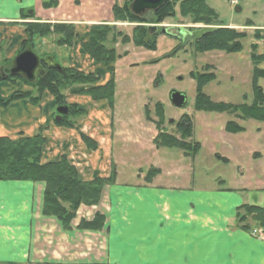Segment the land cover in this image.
<instances>
[{
	"label": "crops",
	"instance_id": "obj_1",
	"mask_svg": "<svg viewBox=\"0 0 264 264\" xmlns=\"http://www.w3.org/2000/svg\"><path fill=\"white\" fill-rule=\"evenodd\" d=\"M43 1L0 0V67L28 39L26 23L69 22L75 41L84 43L89 26L100 24L101 9L114 0H57L53 8H44ZM79 44L72 49L69 66L97 73L98 84L107 82V66L96 63ZM29 88L20 80L0 83V137L16 139L40 131L45 138L41 162L65 156L83 181L108 177L112 143L106 101L70 91L66 102L87 114L72 128L58 127L47 92L38 104L27 98L2 104L14 92ZM255 122L252 132L244 127L231 133L238 136L232 143L237 157L212 151L218 160L237 168L229 183L218 177L216 183L183 187L162 182L160 172L149 181L141 175L121 182L115 171L99 205L79 207L69 230L42 214L43 182L0 179V264H264V240L251 234L254 226L244 230L235 221L241 205L264 208V122ZM97 211L104 216L102 229H79V222L92 220Z\"/></svg>",
	"mask_w": 264,
	"mask_h": 264
},
{
	"label": "rangeland",
	"instance_id": "obj_2",
	"mask_svg": "<svg viewBox=\"0 0 264 264\" xmlns=\"http://www.w3.org/2000/svg\"><path fill=\"white\" fill-rule=\"evenodd\" d=\"M114 1L120 5L124 0ZM180 1L174 4L173 13L160 23L156 24L150 13L143 15L146 21L143 26L156 25L158 32L164 27L174 34L170 36L153 32L156 33L154 38L156 46L153 51L136 46L133 41L135 28L142 24L115 22L112 12L108 16L109 7L114 4L113 2L103 6L99 15L100 24L114 25L107 33L105 43L106 48H113L116 54L112 72L115 90L113 105L109 106L111 114L108 126L112 143L111 167L117 171L118 180L121 182L135 181L137 177L145 176L150 169H158L160 170L158 178L162 182L175 183L183 187L216 183L214 179L218 177L227 178L226 183H229L227 181L229 176L237 174V168L227 166L218 160L212 151L237 157L238 153L236 148L232 147V143L238 136L226 132L225 123L233 120L243 125L247 132H252L251 126L256 124L252 120L238 119L235 113L196 110L194 107L196 81L193 76L202 73L204 67L209 68L206 69L207 73L215 75L214 80L202 88L213 102L231 104L251 102L250 82L253 65L250 60V45L257 44V54L264 53V30L252 26H264V0H235V4L230 3L232 0H206L207 5L218 15L215 24L245 34L242 39L237 37L242 50L234 52L218 49L197 51L193 44L194 39L217 25H206L194 21L190 15L183 14L179 6ZM236 7L240 10L236 11ZM55 23L71 24L64 21ZM93 25L89 26L88 33ZM255 34L261 39L256 40ZM75 38L76 33L70 46H62L57 44L56 33L35 37L34 52L40 57L51 55L54 62L70 67L68 64L70 54L76 44H79ZM83 44L79 45L85 50ZM96 63L107 66L105 63ZM6 66L7 64H3L2 70L7 68ZM259 67L264 68V62ZM259 84L264 88V79H260ZM29 89L30 91L23 92L33 91L32 87ZM171 89L186 94L187 102L184 107L176 108L170 104L168 94ZM70 91L72 92V90L65 92L64 99ZM53 111L55 108L52 113ZM185 118L190 123L191 133L189 137L184 138L176 124ZM169 119L173 121L169 122ZM158 120H162L159 125ZM161 131L187 143H199L201 146L194 159L191 154L186 156L176 148H157L154 138ZM142 180L143 178L140 179ZM254 228L260 229L257 226Z\"/></svg>",
	"mask_w": 264,
	"mask_h": 264
},
{
	"label": "trees",
	"instance_id": "obj_3",
	"mask_svg": "<svg viewBox=\"0 0 264 264\" xmlns=\"http://www.w3.org/2000/svg\"><path fill=\"white\" fill-rule=\"evenodd\" d=\"M177 1L179 0H168L155 11L147 13L154 17L156 24L160 23L165 17L173 13L174 4ZM130 2L131 0H124L120 5L114 2L111 7L114 21L142 24V26L135 28L133 41L136 46L153 51L156 46L154 39L156 33H150L148 26H143L146 23L143 15L138 16L130 11ZM57 5V0H44L42 2L44 8H53ZM179 6L181 12L190 15L194 21H200L206 25H217L215 28L204 31L194 39L193 44L197 51L204 52L218 49L234 52L242 50V45L238 42V39L244 38L245 34L230 28L221 27L220 24H215L218 20V15L207 5L206 0H181ZM113 26L106 23L91 26L88 39L83 44L86 53L95 62L107 64L110 74L107 82L98 84V74L78 71L61 64L59 70L47 68L44 59L51 57L54 60L51 55L39 57L45 73L37 77L34 82H28L22 76L7 74L12 64V61H9L7 68H3L6 75L4 79L0 78V81L4 80L5 82L14 83L20 80L24 84L31 86L33 91L14 92L8 100L2 101V104L5 105L9 101L18 98H27L31 103L38 104L41 95L44 92H48L53 99V107L55 109L63 105L68 107L67 113L58 119H56L57 113L55 111L52 113L54 124L65 128H72L79 118L87 114L86 109L65 101V92L68 90H72V93L89 96L94 101H106L107 105L112 107L115 90L112 72L116 54L113 48L107 49L105 43L107 33L114 28ZM74 29L73 24L66 23H26L25 32L28 39L23 40L18 53L28 47L34 50L33 41L35 37L48 36L54 33L58 34L57 44L70 46L75 36ZM254 37L256 40L261 39L257 34ZM126 40L125 38L124 41ZM256 45L255 43L250 45V60L253 65L250 82L251 102L231 104L211 101L209 96L202 91V88L214 80L215 75L207 73L206 69L208 67H204L202 73L193 76L196 81L194 100L196 110L235 113V116L240 120L253 119L258 122H264V91L259 84V80L264 78V68L259 67L264 62V53L257 54ZM76 88L78 89L75 90ZM161 121L158 120V125ZM176 125L182 137H189L191 126L188 119L185 118L184 122L180 120ZM224 129L228 133H238L243 131L244 127L233 120H228L224 125ZM83 139L88 145H92L87 137L83 136ZM44 144L45 138L40 131L32 136L16 139L0 137V179L43 182L45 187L42 214L46 217H54L62 229L69 230L70 221L75 217V212L80 205L92 206L99 203L103 189L113 182L115 171L112 169L108 177H95L90 181H83L80 179L76 168L69 163L65 156H60L53 161L41 162ZM154 144L157 148L179 149L184 155L189 156L191 154L192 157L196 155L200 148L199 143H187L162 131L157 133L154 138ZM215 157L220 158L218 154H215ZM158 172V169H150L144 179L149 181ZM235 221L236 226L241 229L249 230L252 227V223H254V226L264 231V208L255 205H241L237 209ZM103 224V214L96 212L92 220H81L78 227L82 230L97 231L102 229Z\"/></svg>",
	"mask_w": 264,
	"mask_h": 264
},
{
	"label": "water",
	"instance_id": "obj_4",
	"mask_svg": "<svg viewBox=\"0 0 264 264\" xmlns=\"http://www.w3.org/2000/svg\"><path fill=\"white\" fill-rule=\"evenodd\" d=\"M167 0H132L129 6L130 11L135 15H143L146 12H152L161 7ZM236 11H239L240 8L236 7ZM148 30L150 33L156 32L157 27L155 25L149 26ZM162 34H168L166 28H161ZM44 63L47 68H56L60 69L61 66L54 62L51 57H46ZM45 73V70L42 68L40 63L39 56L31 49L25 48L20 51L12 60L11 67L8 70L9 75H19L22 76L28 82H34L37 77L42 76ZM6 73L0 71V78L4 79ZM180 78V77H179ZM169 102L172 106L176 108H182L185 106L187 97L184 92L177 91L172 89L168 94ZM68 107L66 105L59 106L56 108V119L60 118L62 115L66 114ZM172 119H169V122H172ZM184 120H182L183 122Z\"/></svg>",
	"mask_w": 264,
	"mask_h": 264
},
{
	"label": "built area",
	"instance_id": "obj_5",
	"mask_svg": "<svg viewBox=\"0 0 264 264\" xmlns=\"http://www.w3.org/2000/svg\"><path fill=\"white\" fill-rule=\"evenodd\" d=\"M257 232L254 230L253 231V234H256ZM259 237L261 238V239H264V235L262 234V233H259Z\"/></svg>",
	"mask_w": 264,
	"mask_h": 264
},
{
	"label": "flooded vegetation",
	"instance_id": "obj_6",
	"mask_svg": "<svg viewBox=\"0 0 264 264\" xmlns=\"http://www.w3.org/2000/svg\"><path fill=\"white\" fill-rule=\"evenodd\" d=\"M167 35L174 36V34H172L169 30Z\"/></svg>",
	"mask_w": 264,
	"mask_h": 264
}]
</instances>
